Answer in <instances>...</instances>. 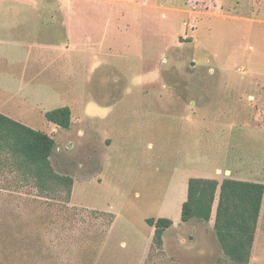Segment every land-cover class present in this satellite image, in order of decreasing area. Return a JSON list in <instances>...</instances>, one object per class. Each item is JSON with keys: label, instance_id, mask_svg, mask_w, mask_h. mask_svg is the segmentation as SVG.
Masks as SVG:
<instances>
[{"label": "rangeland", "instance_id": "rangeland-1", "mask_svg": "<svg viewBox=\"0 0 264 264\" xmlns=\"http://www.w3.org/2000/svg\"><path fill=\"white\" fill-rule=\"evenodd\" d=\"M0 113L74 180L66 203L0 174V264H233L218 197L210 222L182 204L193 178L264 184V0H0Z\"/></svg>", "mask_w": 264, "mask_h": 264}, {"label": "trees", "instance_id": "trees-1", "mask_svg": "<svg viewBox=\"0 0 264 264\" xmlns=\"http://www.w3.org/2000/svg\"><path fill=\"white\" fill-rule=\"evenodd\" d=\"M48 122L63 129L72 123L69 107L45 114ZM55 140L0 113V174L14 175L31 185L41 198L71 201L74 180L58 174L51 163ZM214 231L220 248L233 264H249L264 200V184L235 179L221 183L215 179L193 178L188 182L187 199L182 204V223L210 222L217 201ZM155 228L153 243L163 247L165 232L173 226L167 218L147 220Z\"/></svg>", "mask_w": 264, "mask_h": 264}]
</instances>
